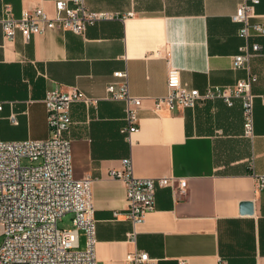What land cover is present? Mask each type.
<instances>
[{
    "label": "crops",
    "instance_id": "obj_1",
    "mask_svg": "<svg viewBox=\"0 0 264 264\" xmlns=\"http://www.w3.org/2000/svg\"><path fill=\"white\" fill-rule=\"evenodd\" d=\"M55 0H0L15 16L41 6L53 14ZM245 0H87L90 11L112 19L89 25L84 34L50 30L25 40L4 38L0 24V140L45 139L50 132L45 98L52 90L77 87L98 97L96 108L81 102L70 109L73 176L93 179L97 264H131L126 255L144 251L158 264H264V55L251 61L255 137L243 136L240 99H221L194 108L155 110L166 94L169 65L181 81L205 91L247 76L232 58L244 39L232 15ZM264 28V0L255 6ZM252 42L261 44L264 35ZM127 70L131 93L142 97L138 130L127 138L125 102L108 100L106 86ZM131 157L139 177L174 176L187 181L179 196L159 187L154 209L136 226L128 220L126 187L110 176ZM252 201L254 212L241 213ZM121 214L115 217V212ZM71 228L73 215L67 214ZM86 237L79 232L80 248Z\"/></svg>",
    "mask_w": 264,
    "mask_h": 264
},
{
    "label": "built area",
    "instance_id": "obj_2",
    "mask_svg": "<svg viewBox=\"0 0 264 264\" xmlns=\"http://www.w3.org/2000/svg\"><path fill=\"white\" fill-rule=\"evenodd\" d=\"M259 0H245L232 15L241 24L239 35L244 44L232 58L234 69L246 70L247 76L228 86L210 85L205 91L190 88L181 81L177 67L169 65L167 92L155 98V110L174 111L194 108L207 100L221 99L233 106L240 99L243 109V136L255 137L253 86L258 77L251 69L253 58L264 55L260 43L252 42L256 35H264L256 17ZM54 13L41 6L23 9L13 14L5 4L0 14L4 38L12 41L20 34L26 41L50 30H65L84 34L89 25L112 19L108 12L90 11L87 0H55ZM115 81L106 86L105 99L125 102V123L121 133L130 138L138 130L142 97L131 93L128 71H116ZM99 98L86 94L77 87L52 90L45 98L50 135L45 139L23 141L0 140V264H97L95 247L97 228L93 203V179L73 176L71 140L68 132L72 124L70 109L81 102L96 108ZM3 104L0 102V112ZM110 176L123 181L126 187L125 217L134 226L142 223L156 202L159 187H172L179 196L188 192L187 181L174 176L139 177L134 173L131 157L122 159L120 169H112ZM258 187H264V176L257 177ZM73 215L71 228L60 229L59 221ZM121 213L115 212L118 218ZM85 233V248L79 244V232ZM131 264H158V260L144 251L126 255ZM180 264H188L180 260Z\"/></svg>",
    "mask_w": 264,
    "mask_h": 264
},
{
    "label": "water",
    "instance_id": "obj_3",
    "mask_svg": "<svg viewBox=\"0 0 264 264\" xmlns=\"http://www.w3.org/2000/svg\"><path fill=\"white\" fill-rule=\"evenodd\" d=\"M253 212H254V204L252 201L241 203V213L242 214H252Z\"/></svg>",
    "mask_w": 264,
    "mask_h": 264
},
{
    "label": "rangeland",
    "instance_id": "obj_4",
    "mask_svg": "<svg viewBox=\"0 0 264 264\" xmlns=\"http://www.w3.org/2000/svg\"><path fill=\"white\" fill-rule=\"evenodd\" d=\"M58 226L60 229H68L69 224H68V220L67 217H65L64 219H61L58 223ZM4 237L0 236V245L3 243ZM81 249H84L83 247H81Z\"/></svg>",
    "mask_w": 264,
    "mask_h": 264
}]
</instances>
